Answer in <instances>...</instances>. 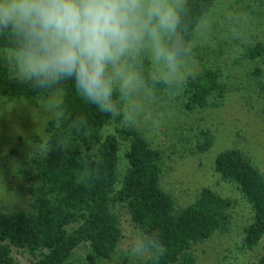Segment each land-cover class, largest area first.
I'll return each mask as SVG.
<instances>
[{
  "label": "trees",
  "instance_id": "1",
  "mask_svg": "<svg viewBox=\"0 0 264 264\" xmlns=\"http://www.w3.org/2000/svg\"><path fill=\"white\" fill-rule=\"evenodd\" d=\"M216 0H187L185 24L191 44L197 28ZM6 38H0V44ZM194 54L199 59L214 55L204 44ZM264 58V41L242 43L238 61ZM264 70L255 66L258 92L264 94ZM62 115L49 116L46 150L34 156L27 190L32 210L0 209V264H196L194 246L217 231L228 230L233 199L205 186L188 204L178 205L164 188V155L142 132L118 127L105 133L114 118L86 104L71 80L60 86ZM222 66L202 63L183 87L164 97L180 98L185 110L218 106L228 92ZM44 97L28 83L11 79L0 63V101ZM119 119L118 117H116ZM129 142L127 168L119 176L121 140ZM210 129L199 131L195 151L205 152L213 144ZM219 176L236 184L252 208L243 244L253 248L264 237V174L252 157L239 148L220 150L214 158ZM127 208L140 233L159 236L161 249L145 260L131 263L120 252L123 231L116 206ZM12 246L25 249L31 260L12 254ZM84 251L79 255V250ZM244 264H264L260 256Z\"/></svg>",
  "mask_w": 264,
  "mask_h": 264
},
{
  "label": "rangeland",
  "instance_id": "2",
  "mask_svg": "<svg viewBox=\"0 0 264 264\" xmlns=\"http://www.w3.org/2000/svg\"><path fill=\"white\" fill-rule=\"evenodd\" d=\"M206 24V26H205ZM264 41V0H216L199 24L192 42V54L187 62L190 73L202 63L222 66L228 92L218 106L202 110H185L180 98L164 97L156 106L159 114L154 126L141 124L137 128L151 146L162 150L164 172L162 184L178 205L194 200L205 186L231 196V223L226 231H217L209 239L194 246L196 264H244L260 256L264 237L253 248L243 244L246 227L252 221V208L235 183L222 179L214 170V158L220 150L239 148L250 155L264 174V94L258 92L252 71L260 61L237 58L242 43ZM204 44L215 48V54L199 59L194 54ZM264 74V73H263ZM264 78V77H263ZM60 100L61 93L56 94ZM44 97L18 98L0 101V209L32 210L27 186L33 173L32 158L43 154L49 116L42 109ZM116 126L125 127L116 117L106 126L105 133ZM211 130L214 141L205 152L195 151L194 145L201 129ZM121 140L119 176L127 166L125 152L129 142ZM123 235L120 252L131 263L145 257H131L129 247L140 233L127 208L116 206ZM84 248L79 250V255ZM12 254L29 262L25 249L12 246ZM112 264H125L116 260Z\"/></svg>",
  "mask_w": 264,
  "mask_h": 264
},
{
  "label": "clouds",
  "instance_id": "3",
  "mask_svg": "<svg viewBox=\"0 0 264 264\" xmlns=\"http://www.w3.org/2000/svg\"><path fill=\"white\" fill-rule=\"evenodd\" d=\"M187 12V0H0V63L43 94L53 117L63 114L56 94L71 80L84 103L122 125L154 126L162 94L191 74ZM161 247L156 233H139L129 255Z\"/></svg>",
  "mask_w": 264,
  "mask_h": 264
}]
</instances>
